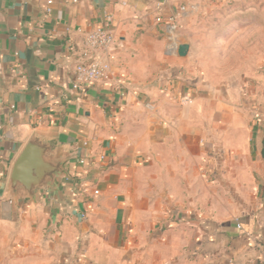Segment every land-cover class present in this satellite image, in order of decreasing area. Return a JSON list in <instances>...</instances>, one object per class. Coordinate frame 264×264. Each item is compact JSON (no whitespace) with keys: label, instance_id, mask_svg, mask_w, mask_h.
Returning <instances> with one entry per match:
<instances>
[{"label":"crops","instance_id":"0c3cea01","mask_svg":"<svg viewBox=\"0 0 264 264\" xmlns=\"http://www.w3.org/2000/svg\"><path fill=\"white\" fill-rule=\"evenodd\" d=\"M161 1L0 0V229L35 230L45 264H264L262 0H237L253 40L232 65L198 57L202 0H164L165 18L186 8L175 31ZM98 28L116 36L112 73L75 90ZM34 135L69 175L37 202L8 187Z\"/></svg>","mask_w":264,"mask_h":264},{"label":"rangeland","instance_id":"374dc122","mask_svg":"<svg viewBox=\"0 0 264 264\" xmlns=\"http://www.w3.org/2000/svg\"><path fill=\"white\" fill-rule=\"evenodd\" d=\"M248 6L253 8L254 5L240 3L237 0H202V4L196 8L195 16L187 23V32L191 34V41L198 45V57L203 65L222 61L232 65L240 54L239 46L248 39L252 42V34H238L241 22H238L236 15ZM261 8L264 12V0L261 2ZM16 230L15 232L13 229H0V264H45V252H37L39 251L37 247L45 246V240L41 244L31 241L33 237L35 240L38 234L25 225ZM19 233L23 240L20 253L16 250L19 245L13 240L14 235ZM46 235L47 229L43 231L42 237L45 238Z\"/></svg>","mask_w":264,"mask_h":264},{"label":"water","instance_id":"95a60500","mask_svg":"<svg viewBox=\"0 0 264 264\" xmlns=\"http://www.w3.org/2000/svg\"><path fill=\"white\" fill-rule=\"evenodd\" d=\"M177 52L179 57H186L189 45L180 44ZM260 142V157L264 160V130ZM56 147V140L37 135L27 141L15 159L9 176L8 187L13 198L28 197L37 202L43 191L55 192L61 186V179H69L64 162L55 157Z\"/></svg>","mask_w":264,"mask_h":264},{"label":"built area","instance_id":"2783aa9c","mask_svg":"<svg viewBox=\"0 0 264 264\" xmlns=\"http://www.w3.org/2000/svg\"><path fill=\"white\" fill-rule=\"evenodd\" d=\"M49 5L52 1H49ZM164 0L157 4L160 12L157 23L165 24L171 31L177 29V22L186 8L181 7L179 12L169 17L162 15ZM117 40L114 33L107 28H98L87 33L83 40V52L75 66V80L73 88L78 91H85L86 86L105 81L112 73L111 59L116 49ZM95 194H99L95 191Z\"/></svg>","mask_w":264,"mask_h":264}]
</instances>
